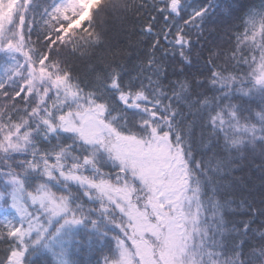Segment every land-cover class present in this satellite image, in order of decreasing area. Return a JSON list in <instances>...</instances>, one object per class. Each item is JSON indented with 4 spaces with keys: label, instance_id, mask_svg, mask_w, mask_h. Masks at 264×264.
<instances>
[{
    "label": "snow or ice",
    "instance_id": "1",
    "mask_svg": "<svg viewBox=\"0 0 264 264\" xmlns=\"http://www.w3.org/2000/svg\"><path fill=\"white\" fill-rule=\"evenodd\" d=\"M241 5L0 0V264H264V0Z\"/></svg>",
    "mask_w": 264,
    "mask_h": 264
},
{
    "label": "trees",
    "instance_id": "2",
    "mask_svg": "<svg viewBox=\"0 0 264 264\" xmlns=\"http://www.w3.org/2000/svg\"><path fill=\"white\" fill-rule=\"evenodd\" d=\"M111 0H104L105 4H109ZM122 3H129L130 0H121ZM202 3H207L209 0H201ZM228 0H213V7L210 9V15L208 18V21L206 23H216L221 19L219 16L220 7L217 5L222 6L223 4L227 3ZM261 3V0H242V5L240 10L235 14V20H238L240 17V14L245 10V8L249 5H259ZM107 10H103L100 13L99 19H104L106 17ZM229 23H232L233 21H228ZM210 39H215V37H210ZM250 168L251 165H248ZM253 177L256 175L255 173H252ZM248 184L251 186L253 184L252 180L248 181ZM67 236V233H64L60 236H57L56 239L52 242L53 248H61V247H67V242L65 237ZM95 247V246H94ZM71 259L73 260L74 264H99V251H88L87 249L81 250L78 246L72 245L71 246Z\"/></svg>",
    "mask_w": 264,
    "mask_h": 264
}]
</instances>
